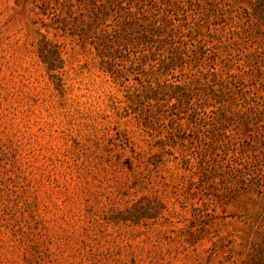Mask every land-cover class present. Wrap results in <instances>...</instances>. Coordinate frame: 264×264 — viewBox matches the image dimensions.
I'll return each instance as SVG.
<instances>
[{
  "label": "rangeland",
  "instance_id": "1",
  "mask_svg": "<svg viewBox=\"0 0 264 264\" xmlns=\"http://www.w3.org/2000/svg\"><path fill=\"white\" fill-rule=\"evenodd\" d=\"M157 1L210 41L199 64L215 88L234 74L227 95L262 117L235 151L193 157L182 142H201L199 121L170 122L147 92L127 108L106 69L155 84L143 44L105 56L110 43L79 15L0 0V264H264L259 0ZM137 108L151 109L148 125Z\"/></svg>",
  "mask_w": 264,
  "mask_h": 264
},
{
  "label": "trees",
  "instance_id": "2",
  "mask_svg": "<svg viewBox=\"0 0 264 264\" xmlns=\"http://www.w3.org/2000/svg\"><path fill=\"white\" fill-rule=\"evenodd\" d=\"M37 1L39 2L37 7L44 10V13L52 14L56 21L65 20L67 16L79 15L89 29L93 28L97 31L96 34H101L100 40L103 39L101 43H110L105 45V56L106 53L108 56L111 50V53L127 52L131 56L135 52L131 46L143 44L139 55L141 54L144 60L151 59L152 71L159 74L156 85L152 83L145 85L140 81L138 86L128 78H122L119 69H112L111 59L104 60V64H107L106 69L113 81L126 90L127 108L133 106L134 101L130 97L132 94L140 97L143 92H147V100H156L154 105L170 122L181 125L180 121L184 118L199 121L201 128L198 130L204 132L201 142L199 144L190 142L193 147L185 141L182 142V149L185 152H195L191 153L193 157L198 156L204 160L212 154L216 157L235 151L239 139L252 131L259 122V117H262L260 113L253 112V106L247 98L243 104L236 102L232 94L227 95L226 88L232 93L233 86L242 81L239 79L237 83H233L237 81L234 74L230 75L231 81L227 80L224 86L215 88L217 83L208 79V74L199 64L200 60L206 57L207 51L213 48L209 46L210 41L199 35V27L194 29L198 33L194 37H189L193 29H189L187 33V23H176L179 19L170 15L175 14L170 4L157 0H54L53 5H50L48 0ZM259 3L255 10L260 9L264 17V0H259ZM44 58L45 61L48 60ZM190 65L192 67L186 73L184 70ZM52 66L53 64L50 68ZM212 69L207 72L217 79L222 77L221 71L214 66ZM161 77H164V80ZM204 88L207 90L203 93L201 90ZM198 97L203 98L201 100ZM160 100L163 102H159ZM149 105L151 106V103ZM261 107H264V97ZM137 110L140 108L135 109V114L143 118L148 125L147 116L151 109L136 112ZM231 125L236 127L233 129ZM240 166L241 164L236 165Z\"/></svg>",
  "mask_w": 264,
  "mask_h": 264
}]
</instances>
